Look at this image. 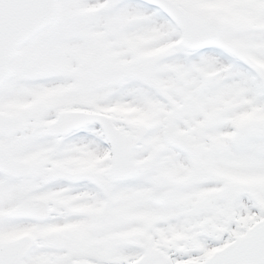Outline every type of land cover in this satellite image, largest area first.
Returning a JSON list of instances; mask_svg holds the SVG:
<instances>
[{
  "label": "snow or ice",
  "instance_id": "6c2138e0",
  "mask_svg": "<svg viewBox=\"0 0 264 264\" xmlns=\"http://www.w3.org/2000/svg\"><path fill=\"white\" fill-rule=\"evenodd\" d=\"M0 264H264V0H0Z\"/></svg>",
  "mask_w": 264,
  "mask_h": 264
}]
</instances>
